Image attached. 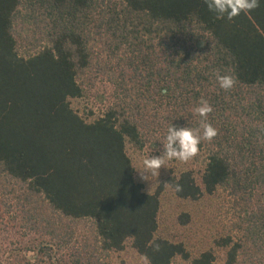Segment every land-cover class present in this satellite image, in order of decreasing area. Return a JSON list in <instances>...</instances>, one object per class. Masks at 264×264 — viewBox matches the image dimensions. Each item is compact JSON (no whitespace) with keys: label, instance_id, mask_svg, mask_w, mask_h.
Returning <instances> with one entry per match:
<instances>
[{"label":"trees","instance_id":"1","mask_svg":"<svg viewBox=\"0 0 264 264\" xmlns=\"http://www.w3.org/2000/svg\"><path fill=\"white\" fill-rule=\"evenodd\" d=\"M19 39L34 53L21 56ZM217 72L235 75L231 90ZM93 74L113 96L86 122L69 100ZM201 98L217 130L199 145L205 167L168 184L185 201L224 192V264H264V4L218 20L203 0H0V227L21 237L4 264H108L127 244L150 264H214L179 229L161 231L159 193L135 181L126 153L169 125L198 127Z\"/></svg>","mask_w":264,"mask_h":264},{"label":"rangeland","instance_id":"2","mask_svg":"<svg viewBox=\"0 0 264 264\" xmlns=\"http://www.w3.org/2000/svg\"><path fill=\"white\" fill-rule=\"evenodd\" d=\"M18 52L24 57L34 53L32 48L25 46L20 39L18 41ZM94 78L95 75L93 74L90 80L86 81L84 96L69 100L71 108L86 122H91L102 115L113 96L112 87L108 83L101 81L100 78ZM164 143L165 140L163 139H151L142 150H137L131 145L126 146L127 156L131 160L134 169L135 181L142 185L144 191L159 193L161 201L159 221L162 232H175V229H179L181 236L178 237L185 241L192 257L197 256L202 251L212 250L215 255L214 264H224L225 249L215 246L214 241L228 233L230 223L233 220L227 195L224 192H219L213 196H204L196 202L185 201L178 199L168 184L170 178L185 171L191 172L198 180L205 167V154L203 151L199 150L195 157L187 161L165 160L164 165L158 170L157 176L143 173L149 179H141V172L144 170L143 161L148 156L161 155ZM181 214H188L191 220L185 227L178 225V217ZM5 222L6 224L0 227V264L9 261V252H3L4 248L8 247L7 244L21 239L19 232L16 231V233L11 230V222L8 220H5ZM24 242H26L25 239ZM57 252L56 257L58 259H61L60 257L65 254L62 251ZM32 255V253L27 254V258H31ZM107 262L108 264H144L143 259L131 251L129 244L126 245L123 252L111 255ZM171 264L189 263L177 257Z\"/></svg>","mask_w":264,"mask_h":264},{"label":"clouds","instance_id":"3","mask_svg":"<svg viewBox=\"0 0 264 264\" xmlns=\"http://www.w3.org/2000/svg\"><path fill=\"white\" fill-rule=\"evenodd\" d=\"M203 3L216 19L232 20L241 14H250L264 4V0H203ZM216 81L221 90L229 91L235 85L236 77L234 74L221 75L217 72ZM193 111L200 118L199 126L195 128H178L175 125H169L162 154L148 156L143 161L144 170L140 171L142 174L141 179H149L143 173L157 176L158 170L164 165L165 160L187 161L195 157L198 154L201 141H211L217 135V130L207 122L208 115L213 111L208 101L201 98ZM181 190V186L177 184L175 191L179 192ZM156 248L158 249L159 245H156ZM142 259L144 264H150L146 256Z\"/></svg>","mask_w":264,"mask_h":264}]
</instances>
